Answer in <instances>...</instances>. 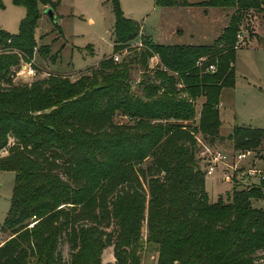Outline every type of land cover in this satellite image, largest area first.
<instances>
[{
    "label": "trees",
    "instance_id": "16d2710c",
    "mask_svg": "<svg viewBox=\"0 0 264 264\" xmlns=\"http://www.w3.org/2000/svg\"><path fill=\"white\" fill-rule=\"evenodd\" d=\"M12 2L25 17L15 35L0 29V43L31 55L40 7L53 10L52 3ZM107 2L116 53L138 37L139 23L124 17L118 0ZM154 5L219 9L227 24L208 46L155 45L142 37L144 49L130 59L104 58L74 81L48 75L14 85L10 68L19 56L0 55V171L14 173L0 264H103L108 248L114 262L107 264H141L145 245L155 248L157 264H264V206H253L264 201V182L211 202L195 136L214 147L224 140L220 94L234 87L237 35L251 13L264 14V0ZM152 55L161 66L140 83L141 95L133 94L131 65L148 69ZM200 58L206 61L198 67ZM210 65L214 72L206 71ZM199 98L191 129L185 124L195 119ZM117 115L126 123H115ZM229 139L234 151L264 152L262 129L235 127Z\"/></svg>",
    "mask_w": 264,
    "mask_h": 264
},
{
    "label": "rangeland",
    "instance_id": "374dc122",
    "mask_svg": "<svg viewBox=\"0 0 264 264\" xmlns=\"http://www.w3.org/2000/svg\"><path fill=\"white\" fill-rule=\"evenodd\" d=\"M0 29L10 35L19 31L21 20L25 17V9L15 6L12 0H1ZM52 3L54 21L45 15L49 6L40 7L41 17L35 30V47L31 55L22 54L17 49L8 48L0 43V55L16 54L19 56V65L30 66L34 70L31 77L19 73L17 66L10 68L12 84L32 83L38 79L47 78L48 75H60L76 80L91 69L96 68L104 58L118 55L119 63L127 57L130 59L135 52L140 50L136 42L140 41L139 34L147 37L155 45H212L220 36L223 26L227 24L222 12L210 13L206 19L203 8L168 9L158 8L154 0H118L120 10L124 17L139 23L138 37L124 49L113 53V25L114 15L107 0H49ZM190 4L204 2L206 0H186ZM257 17V18H256ZM228 21V20H227ZM216 22V23H215ZM211 25L212 27H208ZM209 32V34H204ZM254 32L253 35H249ZM241 39L236 38L234 49L236 50L235 89L231 96L230 90H225L222 97V108L219 115L222 122L221 133L224 135L222 142H216L222 150H233V143L229 139L233 127H252L264 129V14L257 16L251 13L239 31ZM191 34V40L188 36ZM259 40H256V39ZM136 46V47H135ZM47 47L49 53L40 55L37 50ZM144 49V48H143ZM146 49V48H145ZM147 68L141 63L131 65L130 82L131 92L141 95L140 83L146 75H153L158 65L148 61ZM160 65V64H159ZM232 66V64H229ZM172 75V73H171ZM204 103L199 98L195 103L196 116L185 125L193 129L198 125L199 112ZM126 119L120 115L115 116V123H126ZM186 126V127H187ZM197 157L202 145L208 142L202 140L197 133ZM202 143V145H201ZM257 148L253 152H260ZM223 177L221 172L211 178H205V190L209 194L211 202L222 198L227 202L234 189H243L246 186L227 182L221 188L220 194L216 179ZM14 173L0 171V243L8 233L1 231L7 212L10 207V199L13 193ZM254 207H263L264 201L253 202ZM146 228L143 231L146 238ZM65 261L69 259V250L66 245L60 248ZM264 260V253L260 254ZM259 255V256H260ZM108 260L114 262L112 248L103 252L102 263ZM263 260L256 259V263ZM141 264H157V253L151 245H145Z\"/></svg>",
    "mask_w": 264,
    "mask_h": 264
},
{
    "label": "built area",
    "instance_id": "2783aa9c",
    "mask_svg": "<svg viewBox=\"0 0 264 264\" xmlns=\"http://www.w3.org/2000/svg\"><path fill=\"white\" fill-rule=\"evenodd\" d=\"M139 36L140 41L136 42L135 45L142 49L144 47L141 39L142 34L140 33ZM241 37L239 33L237 39H241ZM9 43L10 41H7V45ZM113 60L118 63V55H113ZM149 60L155 65L161 66L157 55H152ZM205 61L206 58H200L197 61V66L201 67ZM17 69L19 73H23L26 77H31L34 74V70L30 66L18 65ZM206 71L214 72L215 66H208ZM178 87H181V85L179 84ZM200 149L199 157L203 163L205 178H211L214 174L221 172L224 175L222 177L224 182H233L237 185L246 186V188L257 186L264 182V152L226 151L210 145H202Z\"/></svg>",
    "mask_w": 264,
    "mask_h": 264
},
{
    "label": "crops",
    "instance_id": "0c3cea01",
    "mask_svg": "<svg viewBox=\"0 0 264 264\" xmlns=\"http://www.w3.org/2000/svg\"><path fill=\"white\" fill-rule=\"evenodd\" d=\"M203 11V10H202ZM212 13H214V12H217V11H220L219 9H213V8H209V9H206L205 10V14H204V16H205V18L207 19L209 16H210V13L211 12ZM220 20H225V18L224 19H220ZM216 23V22H215ZM208 27L210 26V27H212L211 25H207ZM226 27V25L225 26H223V28L222 29H224ZM204 34H209V32H207V33H204ZM192 36H191V34L188 36V38H189V40H191V39H193V38H191ZM257 40V39H256ZM235 66H236V56H235V61H234V63H233V67H234V72H235ZM233 89H235V83H234V87L233 88H229V89H223L222 91H221V94H220V102H219V107H218V110H219V112H220V109L222 108V102H221V100H222V97H223V94H224V91L225 90H230L231 92H229V96H231V93H232V91H233ZM221 127H222V125H221ZM242 127H245V126H242ZM249 127V126H248ZM233 128H235V127H233ZM232 128V129H233ZM249 128H252V127H249ZM252 129H260V128H252ZM262 130H264V129H262ZM219 134H220V136L221 137H224V135L221 133V128H220V131H219ZM222 142V141H221ZM229 151H234V150H229ZM260 165H262V163H260ZM208 179V178H207ZM225 183H227V182H224L223 180H222V177H220L219 176V178H217L216 179V186H218V188H219V192H218V194H220V192H221V188L220 187H223L224 185H225ZM208 196H209V194H208ZM262 207V206H261ZM4 242V241H3ZM3 242H1L0 243V246L3 244ZM111 260H108V262H110Z\"/></svg>",
    "mask_w": 264,
    "mask_h": 264
},
{
    "label": "water",
    "instance_id": "95a60500",
    "mask_svg": "<svg viewBox=\"0 0 264 264\" xmlns=\"http://www.w3.org/2000/svg\"><path fill=\"white\" fill-rule=\"evenodd\" d=\"M45 15L52 21H54V14H53V10L48 8L45 10Z\"/></svg>",
    "mask_w": 264,
    "mask_h": 264
}]
</instances>
